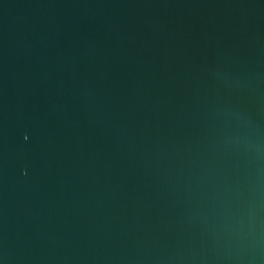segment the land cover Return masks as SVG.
<instances>
[{"label": "water", "instance_id": "water-1", "mask_svg": "<svg viewBox=\"0 0 264 264\" xmlns=\"http://www.w3.org/2000/svg\"><path fill=\"white\" fill-rule=\"evenodd\" d=\"M0 264H264V0H0Z\"/></svg>", "mask_w": 264, "mask_h": 264}]
</instances>
